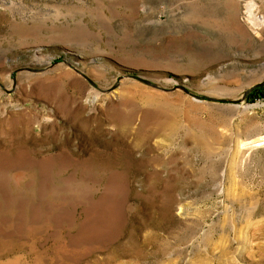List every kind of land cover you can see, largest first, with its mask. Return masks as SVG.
Listing matches in <instances>:
<instances>
[{
	"label": "rangeland",
	"instance_id": "1",
	"mask_svg": "<svg viewBox=\"0 0 264 264\" xmlns=\"http://www.w3.org/2000/svg\"><path fill=\"white\" fill-rule=\"evenodd\" d=\"M263 138L264 0H0V264H264Z\"/></svg>",
	"mask_w": 264,
	"mask_h": 264
},
{
	"label": "bare ground",
	"instance_id": "2",
	"mask_svg": "<svg viewBox=\"0 0 264 264\" xmlns=\"http://www.w3.org/2000/svg\"><path fill=\"white\" fill-rule=\"evenodd\" d=\"M253 20H257V18H253ZM254 22H256V21H254ZM257 24H260V23H257ZM260 144H264V138L263 139H261V141L259 142V144L258 145H260Z\"/></svg>",
	"mask_w": 264,
	"mask_h": 264
},
{
	"label": "trees",
	"instance_id": "3",
	"mask_svg": "<svg viewBox=\"0 0 264 264\" xmlns=\"http://www.w3.org/2000/svg\"><path fill=\"white\" fill-rule=\"evenodd\" d=\"M259 86V85H258ZM258 86H256L257 88L256 89H258L259 87ZM259 91V90H258Z\"/></svg>",
	"mask_w": 264,
	"mask_h": 264
}]
</instances>
